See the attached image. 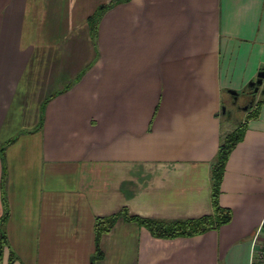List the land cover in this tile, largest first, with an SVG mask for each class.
Listing matches in <instances>:
<instances>
[{"label":"crops","instance_id":"0c3cea01","mask_svg":"<svg viewBox=\"0 0 264 264\" xmlns=\"http://www.w3.org/2000/svg\"><path fill=\"white\" fill-rule=\"evenodd\" d=\"M113 1L0 0L2 264L11 253L13 264H93L96 218L122 210L213 212L211 166L248 108L230 90L264 70V0H128L94 36L89 17ZM219 202L232 220L190 237L121 216L94 264H253L264 104L229 155Z\"/></svg>","mask_w":264,"mask_h":264},{"label":"trees","instance_id":"16d2710c","mask_svg":"<svg viewBox=\"0 0 264 264\" xmlns=\"http://www.w3.org/2000/svg\"><path fill=\"white\" fill-rule=\"evenodd\" d=\"M128 0H114L110 4H103L97 8L95 13L89 17V25L91 32L96 36L101 19L105 12L114 4L124 2ZM264 87V81L262 83ZM261 85V86H262ZM260 86V87H261ZM70 87L68 84L65 89ZM260 89V88H259ZM258 92H255L253 88L246 86L238 95L248 98V104L246 105L247 114L245 120L240 118L236 123L235 129L228 132L220 145L219 151L213 164L211 166V187H212V205L213 212L197 218L191 219H179V220H156L152 218H143L136 215H130L127 211H120L119 213L109 216L97 217L95 221V233H96V251L92 257V263L103 257V252L100 248V240L104 233L109 232L115 225L116 221L123 216L126 220L135 221L139 225L146 227L154 236L159 238H175V237H190L205 233L212 229H218L220 226L229 223L232 220L233 214L230 208L223 207L219 202V195L221 193V183L223 180L224 170L226 162L229 158L231 151L236 145L243 139L246 129L247 121L251 118L257 117L260 112L261 106L264 104V88L261 92V97L257 99ZM57 93L53 94L45 103L52 99ZM229 110V109H228ZM246 112H240V115H244ZM226 116L231 115L228 111ZM10 215V210L6 205L4 213L0 218V264L3 261V255L5 247L8 245V235L6 231V223ZM14 256L11 253L8 264H13Z\"/></svg>","mask_w":264,"mask_h":264},{"label":"built area","instance_id":"2783aa9c","mask_svg":"<svg viewBox=\"0 0 264 264\" xmlns=\"http://www.w3.org/2000/svg\"><path fill=\"white\" fill-rule=\"evenodd\" d=\"M254 244L257 247L254 256L257 258H255V262L253 259V264H264V229L262 227L255 234Z\"/></svg>","mask_w":264,"mask_h":264},{"label":"water","instance_id":"95a60500","mask_svg":"<svg viewBox=\"0 0 264 264\" xmlns=\"http://www.w3.org/2000/svg\"><path fill=\"white\" fill-rule=\"evenodd\" d=\"M264 81V70L260 71L258 73V76L256 79L252 80L251 82H249L248 86L250 88H253L255 92L259 91L260 86L262 85ZM231 93L236 94L238 93L237 91L234 90H230ZM226 106H223V110L225 111Z\"/></svg>","mask_w":264,"mask_h":264}]
</instances>
